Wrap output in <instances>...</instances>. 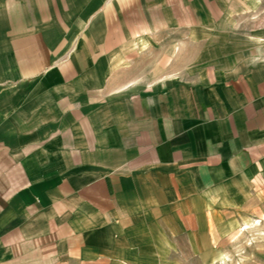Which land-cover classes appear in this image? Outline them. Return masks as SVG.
Masks as SVG:
<instances>
[{"label": "crops", "instance_id": "1", "mask_svg": "<svg viewBox=\"0 0 264 264\" xmlns=\"http://www.w3.org/2000/svg\"><path fill=\"white\" fill-rule=\"evenodd\" d=\"M264 197V0H0V264L215 257Z\"/></svg>", "mask_w": 264, "mask_h": 264}, {"label": "rangeland", "instance_id": "2", "mask_svg": "<svg viewBox=\"0 0 264 264\" xmlns=\"http://www.w3.org/2000/svg\"><path fill=\"white\" fill-rule=\"evenodd\" d=\"M215 257L178 264H264V197H250L241 210L215 215Z\"/></svg>", "mask_w": 264, "mask_h": 264}]
</instances>
